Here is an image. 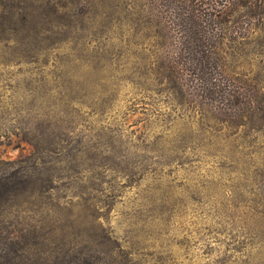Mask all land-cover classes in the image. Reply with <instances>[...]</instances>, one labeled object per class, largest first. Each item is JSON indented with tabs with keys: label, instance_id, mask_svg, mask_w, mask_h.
<instances>
[{
	"label": "rangeland",
	"instance_id": "374dc122",
	"mask_svg": "<svg viewBox=\"0 0 264 264\" xmlns=\"http://www.w3.org/2000/svg\"><path fill=\"white\" fill-rule=\"evenodd\" d=\"M163 1L0 0V264H264V0L232 111L160 78Z\"/></svg>",
	"mask_w": 264,
	"mask_h": 264
},
{
	"label": "trees",
	"instance_id": "16d2710c",
	"mask_svg": "<svg viewBox=\"0 0 264 264\" xmlns=\"http://www.w3.org/2000/svg\"><path fill=\"white\" fill-rule=\"evenodd\" d=\"M162 5L165 14L160 17L163 22L168 20L169 27L158 44L160 78L182 96L189 95L223 111L235 109L242 93L223 69L222 36L228 34V27L236 34H245L250 18L255 16L254 2L164 0ZM240 9L246 13L238 18L234 14Z\"/></svg>",
	"mask_w": 264,
	"mask_h": 264
}]
</instances>
